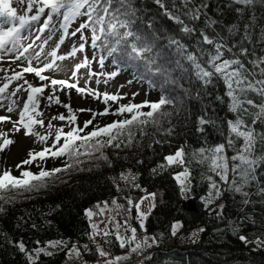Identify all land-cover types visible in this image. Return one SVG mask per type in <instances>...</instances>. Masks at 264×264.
Instances as JSON below:
<instances>
[{"label": "snow or ice", "instance_id": "1", "mask_svg": "<svg viewBox=\"0 0 264 264\" xmlns=\"http://www.w3.org/2000/svg\"><path fill=\"white\" fill-rule=\"evenodd\" d=\"M154 2L163 10L162 14L168 20L179 26V35L173 34L166 37V49H174L178 56L175 64L184 68L186 62L190 66L191 74L204 85L211 83L213 77L223 80L226 87L225 95L228 97V110L235 117L227 121L228 137L225 143L207 149L200 148L192 154V159L196 163H207L209 172L218 177L216 180L213 175L202 176L208 181V192L201 196L200 200L205 208H209L210 205L219 201L226 192H232L243 197L242 203L248 205L252 202L249 199L252 195L248 191L249 187L255 185L259 177L264 175L260 172V169L264 168V132H257L254 127L258 123H264V55H257L255 50L248 45L264 43V25L260 26L258 36L254 34L258 23L254 15L249 17L248 22L244 23L242 28L238 24L224 26L221 20L209 15L208 0H170V3L166 0H154ZM12 3H27L24 14H18L17 8L12 7ZM257 8H264V0H227L223 8L218 6L217 14L222 15L223 11L227 9L234 10L238 16L243 17L246 12L254 11ZM42 17L46 18L43 19L42 24H39ZM54 17L60 18L59 26L63 29L64 35L76 36L77 33H81V40L85 39L83 31L88 30L91 25V44L94 48L97 47L99 41L109 55L119 53L123 62L142 65L151 77L159 76L162 78L159 85L162 89L165 85L177 83L169 68L158 63L160 53L156 49L160 45L157 42L165 38L155 30L151 20L147 21L144 29L141 28L142 21L131 0H0V59L4 55L13 53L16 61L21 60V58L27 61V66L23 67L22 71L14 72L11 77H6V82L0 86V94H4L12 81L23 79V84L27 85V89H24L27 92V100L23 102L18 120L12 121V128L8 131L0 130V152H4L9 146L16 143L14 139L9 137V133L23 132L25 137H35L39 143H50V146L44 147L40 151L30 149L27 158L16 165L17 169H21L23 165L44 161L48 157L68 156L75 158L74 164H79L81 163L78 159L79 156H91L94 152H100L97 159L107 161L108 157L102 151L105 147L120 149L121 145L125 148L138 146L137 132L141 137H154L156 133L161 136L171 135L173 129L171 127L164 128L162 125L166 119L170 122L173 113L165 111L164 106L172 105L178 113L180 103L176 97L162 94L157 101L144 100L141 103H133L132 101L119 103L122 97L118 93H97L94 89L78 87L76 83H69L68 80L52 79L44 75L43 73L47 70L60 68V65L56 63L57 61L68 58L57 54V49L64 43V35L59 38L55 49L48 53V56L52 58L51 62L44 63L43 67L33 65V60L39 61L44 52V45L52 39ZM80 17H86V20L80 23L75 31L69 33V26ZM37 24H39L38 27ZM33 30L36 33H44L48 30V36L39 45L40 51L29 57L26 54L33 49L35 41L41 40V36L37 34L32 43L27 45L23 43L29 40ZM183 36L196 37V47L190 50V46L183 42ZM236 37L239 38L234 39ZM84 49L85 44L80 43L79 47H74L68 53V56H75L77 52H82ZM102 62L103 57L101 58ZM86 65L87 59L75 65L73 76ZM24 73H34L39 80L48 83L34 86L27 79H24ZM118 74V71L106 74L107 79L104 83L115 78ZM49 84L53 87L61 86L63 89H75L78 94L87 93L96 99L102 96L105 105H108L110 101L118 103V107L112 115L124 118L113 120L103 127L94 126L85 133V129L93 124L96 116L109 114V107H105L101 112H93L92 119L84 121L83 127H77L75 126L77 117L71 106L65 103L63 107L67 109L68 115L59 114L47 122V129H55L54 138L49 142V137L53 136L52 131H46L43 134L37 131V126L45 127V121L40 119L43 113L38 110L39 97L44 95L45 88ZM149 84L153 87L156 86V82L151 79ZM22 89L23 85H17L11 95L15 96ZM250 92L255 93L260 98L259 103L248 95ZM135 95L137 94L133 93L134 97ZM47 99L51 103H61L55 94H49ZM14 103L8 105L6 109L8 113L14 111ZM145 108L148 110L142 111ZM76 111L91 110L77 109ZM125 113L129 116H124ZM54 120L67 121L70 126L69 130L64 131L63 128H56L52 123ZM5 121H11V117L0 116V123ZM208 123H214V121L203 117L199 119L200 125ZM149 126L154 129V132L150 133L147 130ZM81 133L84 134L81 135ZM239 140H242V144L236 148V142ZM152 143L163 144L165 141L153 139ZM152 143H149L148 147H152ZM229 148L235 149V153L230 157L225 154ZM81 149H85V151L82 152ZM187 157L188 154L181 147L176 149L174 153L163 156V161L151 169L154 175H159L173 167L182 168V171L173 173V179L179 186L181 197L185 199L193 190L192 171L188 166L190 160ZM137 162L143 163V161ZM72 167L73 164L69 163L64 168H52L50 170L40 167L36 173L22 170L19 176L12 175L11 169H5L0 172V201H3L4 204L11 203L18 192H32L46 188L48 181L54 179L57 173ZM129 176H131L132 181H135V175L120 174V178L124 180H128ZM133 186L140 188L139 184H133ZM141 190L143 191V189ZM256 194L264 196V184L258 187ZM157 196L158 193L149 192L147 196L140 197L136 201L131 197H126L128 208L125 211L130 215L132 209H135V219L139 223V229L145 233V221L156 207ZM146 200L149 201L147 211L142 208ZM103 203L106 207L107 202ZM111 203L115 205L117 210L125 208L116 199H113ZM216 206L218 209L224 208L223 204H216ZM4 210L3 205H0V212ZM97 214L92 209H85L84 212L89 221ZM220 214L219 211L216 212L217 216ZM32 226L36 227L35 224ZM90 227L92 231L86 235L96 245L95 252L99 258L96 264H123L134 255L142 254L158 243L154 236L147 234L138 236L137 228L127 221L123 225L116 223L114 231H109L107 226L102 230L105 238L114 236L119 247L125 250L122 255H112L110 250H105L103 245L96 240V236L100 235L101 230L97 228L95 223H91ZM121 227L130 235H122ZM181 228L182 224L179 221L173 222L170 227L171 236L176 237ZM203 231L204 229L200 228L191 234L193 242ZM239 239L246 244H255L257 248H264V239L260 237L249 241L246 236L240 235ZM109 242L107 239L104 241V243ZM9 243H16L19 251L25 253L28 264H37L41 256H53L57 250H66L65 255L69 261L77 259L81 261V264H87V261L83 260V253L91 251L89 244L72 243L71 247H68V241L63 239L49 240L43 246H40V241H36L37 247L31 250H26L22 241H9ZM148 258L150 257L145 256V259Z\"/></svg>", "mask_w": 264, "mask_h": 264}, {"label": "trees", "instance_id": "2", "mask_svg": "<svg viewBox=\"0 0 264 264\" xmlns=\"http://www.w3.org/2000/svg\"><path fill=\"white\" fill-rule=\"evenodd\" d=\"M131 2L142 21L141 28L144 29L147 21L151 20L155 30L165 38L157 42L160 45L156 49L160 53L158 63L169 68L177 83L165 85L162 89L159 86L162 78L159 76L151 77L142 65L123 62L119 53L109 55L99 41L97 47L94 48L91 44V25L88 30H85L88 45L93 58H98L97 60L101 63L103 57L102 63L108 64L112 69L111 72H128L133 78L143 82L148 89L155 92L156 98L144 100L157 101L162 94L178 99L180 103L178 113L172 105L164 106V110L172 112L173 115L170 117V122L166 119L162 126L164 128L171 127L173 132L171 135L163 136L156 133L154 137H141L137 132L138 146L125 148L121 145L120 149L105 147L102 151L108 157L107 161L97 159L100 152H94L91 156H79L78 159L81 161L79 164H74L75 158L68 156L48 157L44 161L23 165L21 169H17L16 165L27 158L28 151L14 162H7L6 155L15 143L4 152H0V172L11 169L14 176H19L22 170L36 173L40 167L50 170L52 168H64L69 163L73 164L72 168L57 173L54 179L49 180L46 188L39 191L18 192L11 203L4 204L3 201H0V205H3L5 209L0 212V264H28L25 253L19 251L16 243H9V241H22L26 250H31L37 247L36 241H40L43 245L49 240L57 239L68 241L69 245L72 243L89 244L91 251L83 253V260L87 263L95 261L98 258L95 252L96 245L86 235L92 229L84 215L85 209L97 202L110 201L115 198L125 206L124 209H120L122 215L118 218L130 220V224L135 227L137 225L134 222L135 209H132L130 215L125 211L128 208L126 197H131L135 201L146 192L158 193L155 201L156 207L145 221L146 233L144 232L149 236L156 237L158 243L153 245V248L146 255L150 258L145 259L143 257L142 260H137L134 263L123 262V264H141V262L142 264H264V249L253 251L249 245L244 244L239 239L240 235L249 239L257 237L264 239V196L256 194L258 187L264 184V175L259 177L255 185L249 187L248 191L252 193L249 199L252 202L248 205L242 203L243 197L232 192H226L216 203L223 204V209H218L216 204L205 208L200 200V197L208 192V181L202 176L213 175L216 180L218 177L209 172L207 163H196L192 159V154L197 149H207L225 143L228 137L227 121L235 118L234 114L228 110V97L225 95L226 87L223 80L213 77L211 83L204 85L191 74L190 66L186 62L184 68L178 67L175 64V60L178 58L175 50L166 49V37L173 34L179 35V26L162 14L163 10L154 0H131ZM166 2L170 3V0H166ZM208 2L210 5L209 15L221 20L224 26L238 24L242 28L243 24L248 22L249 17L254 15L258 22L254 34L259 35L260 26L264 25V8L250 10L243 17L238 16L234 10L227 9L223 11L222 15H218V6L223 8L227 0H208ZM12 7L17 8L18 14H24L27 3H12ZM44 18L46 17L41 18L39 24L43 23ZM81 19V23H83L86 17H81ZM59 20L60 18H53L54 29L59 27ZM182 39L190 46V50L196 47V37L183 36ZM248 46L254 49L257 55H264V43ZM11 67L12 71L9 72L11 76L14 72H20L23 69V67L14 65ZM24 79H27L34 86L48 83L39 80L34 73H24ZM150 79L156 82L155 87L150 86ZM12 84L14 89L17 85H23V89L18 92L19 98L22 99L23 108V102L27 100V92L24 90L27 89V85L23 84V79L12 81ZM49 94L58 96L61 103L49 102L47 99ZM248 95L256 99L257 103L260 102V98L255 93L250 92ZM76 96L86 97L87 93L78 94L75 89H63L61 86L53 87L49 84L45 88L44 95L39 97L38 110L43 113L40 119L48 122L53 116L68 115L63 104L67 103L73 109L72 102ZM100 98L103 100L102 96ZM144 100L135 102L124 99L120 100L119 103H128L129 101L141 103ZM105 107H109V114L96 116L93 124L85 129V133L94 126L103 127L113 120L124 118L112 115L118 107V103L110 101L108 105L104 104L100 108H93L81 122L77 118L75 126L83 127L84 121L92 119L93 112H101ZM147 110V108L142 109V111ZM124 116H129V114L125 113ZM201 117L214 121V123L200 125L199 119ZM54 123L56 128H63L64 131L69 130L70 126L67 121L54 120ZM254 127L257 132H264V123H258ZM147 130L150 133L154 132L151 126ZM37 131L42 134L46 131H52L53 136L49 137V142L54 138L55 129L49 130L37 126ZM83 134L81 133V135ZM9 137L16 141V133H9ZM33 138L35 139V137ZM153 139H161L165 143L155 144L152 143ZM149 143H152V147H148ZM36 145L32 150L40 151L44 147L50 146V143L41 144L36 141ZM239 146L240 143L237 141L236 148ZM181 147L188 154L187 159L190 160L188 166L192 171L193 178V190L186 199L181 197L179 186L173 179V173L182 170V168L173 167L159 175H154L151 171L163 161V156L174 153L176 149ZM81 151L84 152L85 149H81ZM234 153L235 149L229 148L225 154L230 157ZM137 161H143V163ZM260 172L264 173V168H261ZM121 173L126 175L130 173L135 175L136 179L132 181L131 176L128 180L121 179ZM133 184H139L140 188L134 187ZM221 186L225 187L224 185ZM217 211L221 213L220 216L216 215ZM175 221L182 224L178 234L183 238V242L184 239L191 238L194 231L200 228H203L204 231L199 233L195 242L192 241L188 244L186 242L185 244L171 242L173 236H171L170 227ZM33 224L36 225L35 228L32 226ZM106 239L110 242L104 243L105 239H97V241L112 253L121 252L114 236ZM65 251H56L50 257L41 256L37 264H61L66 258Z\"/></svg>", "mask_w": 264, "mask_h": 264}, {"label": "rangeland", "instance_id": "3", "mask_svg": "<svg viewBox=\"0 0 264 264\" xmlns=\"http://www.w3.org/2000/svg\"><path fill=\"white\" fill-rule=\"evenodd\" d=\"M81 22H82L81 17L73 21V23L69 26L68 32L71 33L75 31V29L79 27ZM37 34L41 36V40L35 41L33 49H31L26 54L29 57L34 56L35 52L40 51L39 45L43 43L44 39L47 38L48 30H46L44 33H36L35 30H33V33L30 36L29 40H26L23 43L25 45H27L28 43H32L35 40V36ZM62 35H64V31L63 29L60 28V26L57 29H53L52 39L49 40L48 43L44 45V52L40 56L39 61L33 60L34 66L43 67L44 63L51 62L52 58L48 56V53L51 52L53 49H55V45ZM80 35L81 33H77L76 36H71L70 34L64 35V43L60 45L59 49H57V54L67 56L68 58L63 61H57L56 63L60 65V68L57 70H47L45 72L47 76H49L52 79L68 80L69 83H76L78 87H87L89 89H94L97 93H104V92L114 93V94L118 93L122 97L121 100L130 99L132 101L138 102L144 99L156 98V94L154 91L148 89V87L143 82L133 78L132 75L128 72L119 73L115 78L109 79L107 83H104L105 79H107L106 74L110 73L112 69L111 67H109L108 64L99 63V61L97 60L98 58H93L92 51L88 45L87 32L85 30L83 31V35L85 37L84 40L80 39ZM80 43L85 44L86 51L84 49V51L82 52H77L75 56H68V53L74 47H79ZM14 55L15 54L13 53H9L7 55H4L3 58L0 59V86H3V84L6 82V77H11V74L9 73L10 71H12L11 65L20 68L27 66V61L24 58H21V60L16 61L14 59ZM85 59H87L86 67L79 69V71L76 72V75L73 76L75 65L84 62ZM89 73H92V75H89ZM129 81H131V83H129ZM13 90H14V86L11 83L9 85L8 90L4 94H0V105H2L0 106V116L11 117V121H5L3 123H0V130L3 131H8L10 128H12V121L18 120L19 111L22 109V99L19 98V93H17L15 96H12L11 92ZM133 93H136L137 95H135L134 97ZM12 102H15L13 105L14 111L12 113H8L6 109L8 105ZM72 105H73V112L75 113L78 120L81 122L82 119H85V117H87L90 111L80 112V111H76L77 109L92 110L93 108L102 107L104 103L101 98L96 99L87 94L86 97H82V96L74 97ZM52 123L55 124L54 121ZM46 125L47 122H45L44 128H46ZM239 143L242 144V140H239ZM36 146H37L36 141L33 137H25L23 135V132L16 133V143L14 144L11 151L6 155L7 162H14L18 160L19 157H21V155L25 154L30 149L31 150L34 149ZM148 193L149 192L144 193L143 195L139 196V198L143 196H147ZM112 200L97 202L91 207L87 208V209H92L95 213H98L97 215L93 216L91 221H89V219L87 218L89 225H91V223H95L97 225V228L101 230L100 235L96 236V240L106 239L103 236V231H102L103 229H105L106 226L109 231H114L116 223L123 225L126 221L121 218H118V216L122 214L120 213V209L117 210L115 205H112L111 203ZM103 202H107L106 207ZM117 202L120 204L118 200ZM148 203L149 201L146 200L142 205V208L145 211H147ZM216 203H218V201ZM97 205H99V207H96ZM134 220H135L134 222L137 224L135 226L137 228V235L138 236L145 235L144 231L139 229L138 221L135 218ZM127 223L130 224L131 221L127 220ZM120 231L122 235H130V233H126L124 231L123 227H121ZM184 240L185 241L183 242V238L179 236V234L177 233V236L173 237L171 242L173 241L174 243H179V244H185L186 242L188 244L193 241V239H191L190 237ZM248 240L251 241L254 239L248 238ZM246 245H249V248L253 251L264 249V248H257L256 245L252 243H248ZM68 247H71V245L68 244ZM150 250H146L142 254L134 255L132 258H130L128 261L125 262L134 263L137 260H142L143 257H145ZM124 252L125 250L121 249L120 253L117 254L112 252L111 253L112 255H122L124 254ZM98 259L99 258L87 264H96ZM61 264H81V261L77 259H73L69 261L66 257L61 262Z\"/></svg>", "mask_w": 264, "mask_h": 264}]
</instances>
